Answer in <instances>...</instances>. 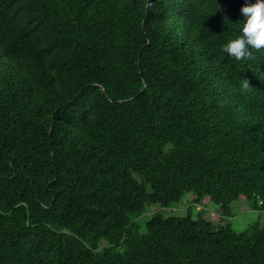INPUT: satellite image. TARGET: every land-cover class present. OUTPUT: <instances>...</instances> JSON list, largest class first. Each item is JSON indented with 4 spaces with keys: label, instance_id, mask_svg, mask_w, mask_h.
I'll return each instance as SVG.
<instances>
[{
    "label": "trees",
    "instance_id": "1",
    "mask_svg": "<svg viewBox=\"0 0 264 264\" xmlns=\"http://www.w3.org/2000/svg\"><path fill=\"white\" fill-rule=\"evenodd\" d=\"M246 2L0 0V264H264V49L223 48ZM187 195L218 226L144 219Z\"/></svg>",
    "mask_w": 264,
    "mask_h": 264
},
{
    "label": "clouds",
    "instance_id": "2",
    "mask_svg": "<svg viewBox=\"0 0 264 264\" xmlns=\"http://www.w3.org/2000/svg\"><path fill=\"white\" fill-rule=\"evenodd\" d=\"M245 19L240 27V34L229 39L224 50L236 59L248 58L252 49H264V0H248L241 7ZM249 81L244 79V86Z\"/></svg>",
    "mask_w": 264,
    "mask_h": 264
},
{
    "label": "rangeland",
    "instance_id": "3",
    "mask_svg": "<svg viewBox=\"0 0 264 264\" xmlns=\"http://www.w3.org/2000/svg\"><path fill=\"white\" fill-rule=\"evenodd\" d=\"M190 195H187L184 200L183 204L180 203L178 206L170 207V208H161L158 205L150 206L147 210L146 216L144 219H149L151 215H153L157 211H161L165 216H186L187 215V210L190 207L193 208V217L194 218H205L208 221H211L215 226H218L219 220H220V214H219V208L215 205H213L209 199H205L201 205H195L194 203L192 204V201H187L188 197ZM237 203H243V202H237ZM238 206V207H237ZM234 212H235V217H233L230 221L232 224V227L235 229L237 232H242L250 224L255 222L258 217L259 213L258 211H254L250 208V206L247 204H237L236 206H233Z\"/></svg>",
    "mask_w": 264,
    "mask_h": 264
}]
</instances>
